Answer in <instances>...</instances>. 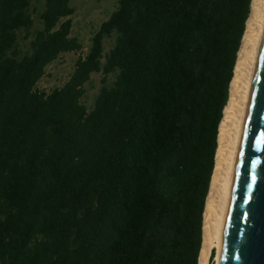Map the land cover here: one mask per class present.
Segmentation results:
<instances>
[{
  "label": "trees",
  "instance_id": "16d2710c",
  "mask_svg": "<svg viewBox=\"0 0 264 264\" xmlns=\"http://www.w3.org/2000/svg\"><path fill=\"white\" fill-rule=\"evenodd\" d=\"M251 1L117 0L69 78L45 92L46 66L83 48L75 8L0 0V264H198Z\"/></svg>",
  "mask_w": 264,
  "mask_h": 264
},
{
  "label": "water",
  "instance_id": "95a60500",
  "mask_svg": "<svg viewBox=\"0 0 264 264\" xmlns=\"http://www.w3.org/2000/svg\"><path fill=\"white\" fill-rule=\"evenodd\" d=\"M220 264H264V34L223 227Z\"/></svg>",
  "mask_w": 264,
  "mask_h": 264
},
{
  "label": "bare ground",
  "instance_id": "6f19581e",
  "mask_svg": "<svg viewBox=\"0 0 264 264\" xmlns=\"http://www.w3.org/2000/svg\"><path fill=\"white\" fill-rule=\"evenodd\" d=\"M263 34L264 0H252L230 82L229 97L218 127V145L203 213L198 264H208L212 250H215V264H220L223 227Z\"/></svg>",
  "mask_w": 264,
  "mask_h": 264
},
{
  "label": "rangeland",
  "instance_id": "374dc122",
  "mask_svg": "<svg viewBox=\"0 0 264 264\" xmlns=\"http://www.w3.org/2000/svg\"><path fill=\"white\" fill-rule=\"evenodd\" d=\"M70 4L75 8V11L71 16V35L79 39L83 48L80 52L62 53L56 60L46 66L45 74L36 85L39 90L45 92L61 87L69 78L74 69L76 59L79 55H83L87 52L90 46L91 37L98 29L100 23L107 19L115 9L117 0H70ZM37 6V11L39 12L41 10V3H38ZM38 12L34 13L36 17L38 16ZM36 26H39L38 18L36 19ZM30 40L31 37L23 38V33L20 34L19 49H21L22 52L29 50ZM113 42L114 36L106 37L104 39V53L109 50ZM102 76L101 72H94L91 74L90 80L85 84V93L81 100L88 109L92 107L94 99L99 92ZM114 79V74H109L107 82L112 83ZM215 263L216 262L213 258V264Z\"/></svg>",
  "mask_w": 264,
  "mask_h": 264
}]
</instances>
